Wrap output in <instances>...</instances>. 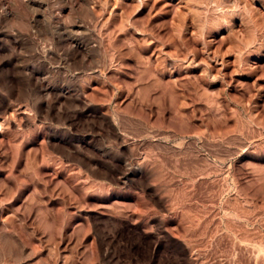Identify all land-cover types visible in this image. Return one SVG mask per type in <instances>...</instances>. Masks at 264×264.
Returning <instances> with one entry per match:
<instances>
[{
    "label": "rangeland",
    "instance_id": "rangeland-1",
    "mask_svg": "<svg viewBox=\"0 0 264 264\" xmlns=\"http://www.w3.org/2000/svg\"><path fill=\"white\" fill-rule=\"evenodd\" d=\"M0 264H264V0H0Z\"/></svg>",
    "mask_w": 264,
    "mask_h": 264
}]
</instances>
